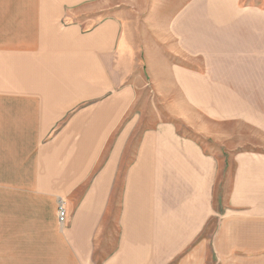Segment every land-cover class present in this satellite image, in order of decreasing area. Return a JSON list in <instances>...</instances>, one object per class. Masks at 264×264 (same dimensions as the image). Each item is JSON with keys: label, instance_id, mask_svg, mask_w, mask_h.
<instances>
[{"label": "crops", "instance_id": "0c3cea01", "mask_svg": "<svg viewBox=\"0 0 264 264\" xmlns=\"http://www.w3.org/2000/svg\"><path fill=\"white\" fill-rule=\"evenodd\" d=\"M107 1L0 0V264H198L200 235L207 264L214 214L223 263L264 264V0H171L160 32ZM244 116L261 152L216 201Z\"/></svg>", "mask_w": 264, "mask_h": 264}, {"label": "rangeland", "instance_id": "374dc122", "mask_svg": "<svg viewBox=\"0 0 264 264\" xmlns=\"http://www.w3.org/2000/svg\"><path fill=\"white\" fill-rule=\"evenodd\" d=\"M249 1V0H243ZM108 1L105 0L104 4H107ZM114 3L113 9L115 12L118 10H127L128 14H131L130 20L132 21V25L135 27L137 31H148V30H154L160 32L164 26L168 25L170 20L169 16H167V11L171 8V0H111L109 1V5ZM180 5V4H179ZM112 8V5L111 7ZM152 10H157V16H151ZM151 100V98H149ZM250 105L252 104L254 106L255 111H259L260 107L264 108V97L262 96H253L252 98H244V104ZM222 119H225L228 124L226 126L229 127V130L233 131L235 129L234 121L232 118L226 116ZM244 120V126H243V138H242V144L239 143L238 139L235 142L233 135H223L222 142L223 148L221 150L220 146L214 142V139L211 138V143L213 146L217 147L216 151H220L221 157L226 159V165H224L223 168H221L220 174L218 176V181L216 185V192H215V199L216 201L220 200H227L228 196L231 191V171L233 167V163L230 160L232 155L236 151L244 150V151H255V152H261V146H260V135L252 130L248 124H251L248 122V118L245 116L243 117ZM254 125V124H252ZM255 126V125H254ZM223 163V162H222ZM218 214L212 215L211 220V241H210V260L207 264H225L223 263L224 259H227L226 256L220 257L217 247L218 242L213 240L214 234L217 230V223H218ZM206 235V234H205ZM203 243L207 244L208 242L203 241V236L200 235L199 238L192 244V246L188 249V252L191 250H199L200 253L196 255V258L194 259L198 264H202V250H203ZM208 247L205 246V249ZM184 256H180L179 259H183ZM220 261L222 263H220ZM229 262V263H228ZM226 262L227 264H235L234 257L232 256L229 258V261ZM245 264V261H244Z\"/></svg>", "mask_w": 264, "mask_h": 264}, {"label": "built area", "instance_id": "2783aa9c", "mask_svg": "<svg viewBox=\"0 0 264 264\" xmlns=\"http://www.w3.org/2000/svg\"><path fill=\"white\" fill-rule=\"evenodd\" d=\"M58 220L61 226H65L68 222L67 209L65 206V202L62 199L59 201Z\"/></svg>", "mask_w": 264, "mask_h": 264}]
</instances>
